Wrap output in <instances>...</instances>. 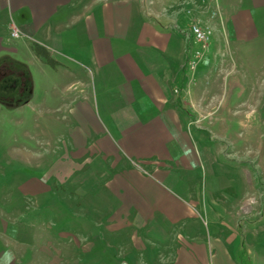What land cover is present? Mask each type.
<instances>
[{"label":"crops","instance_id":"0c3cea01","mask_svg":"<svg viewBox=\"0 0 264 264\" xmlns=\"http://www.w3.org/2000/svg\"><path fill=\"white\" fill-rule=\"evenodd\" d=\"M229 1H224L230 5L228 8L221 1L219 6L239 33L227 44L234 51V68L227 65L232 55L222 49L226 43L215 37L197 69L199 78L206 72V82L190 83L180 93L179 83L186 81L183 69L188 39L174 23L177 13L173 19L165 13L149 20L147 8L138 0H0V104H8L4 95L12 93L19 96L13 106L21 107L30 102L27 94L31 93L32 99L34 93L44 90L48 94L62 92L67 108L78 109L85 126L107 127L112 139L121 142V149L127 153L117 152L112 166L121 175L108 183V189L116 193L110 236L117 240L113 238L111 243L115 251L111 264L125 259L117 256L115 248L120 244V222L129 218L134 223L142 221V225L130 230L126 237L132 244L127 264H140L136 258L140 251L148 258L146 264H238L230 249L232 239L238 236L229 233L226 239L217 227L225 218L230 223L238 221L241 213L232 199L217 191H204L202 178H208L207 172H215V160L223 156V151L201 145L204 139L200 127L223 126L226 135L232 125H247L245 117L232 118L231 112L247 104L248 95L257 92L258 84L253 78L264 70V39L259 41V54L253 43L258 38L255 27L264 24V0ZM213 26L216 36L218 29ZM14 29L19 31L18 37L12 36ZM34 43L45 47L56 65L38 54ZM87 47L91 49V64L83 70L80 67ZM66 51L79 55L78 59L74 56L80 65L75 72ZM88 67L102 93H107L99 108L100 117L88 101L92 100L87 90ZM215 67L218 70L212 72ZM233 72L239 73V81H230ZM212 73L219 78L217 82ZM45 79L47 87H41ZM77 81L82 96L73 97ZM188 94L191 97L187 106ZM232 95L238 96L234 99ZM75 97L77 103L73 106ZM237 98L239 102L234 101ZM216 99L227 110L224 116L200 119L191 110L196 105L197 110L218 109ZM89 140H93L92 136ZM104 154L106 159L109 154ZM225 187L229 190L228 185ZM244 208L249 211L247 201ZM203 221L214 228L208 235ZM164 248L170 255L167 262L162 258ZM100 261L103 259L96 264Z\"/></svg>","mask_w":264,"mask_h":264},{"label":"rangeland","instance_id":"374dc122","mask_svg":"<svg viewBox=\"0 0 264 264\" xmlns=\"http://www.w3.org/2000/svg\"><path fill=\"white\" fill-rule=\"evenodd\" d=\"M220 1L221 5L230 6L227 5L229 0H138L147 8L149 20L155 15L157 18L165 16V13H168L169 19H173L176 16L174 13L178 14L177 22L173 19L174 23L188 39L183 69L186 81L179 83L180 93L190 83L200 81L202 85L201 81L206 82V72L199 78L197 69L215 37L226 45L238 37L239 33L226 18L228 14L222 12ZM212 22L218 29L216 36ZM195 23L212 29L213 34L206 48L194 40L191 27ZM254 30L258 36L257 42H253L254 48L259 54L261 47L258 44L264 39V24ZM226 45L222 49L232 55L227 65L233 69L234 51L232 45ZM198 49H201L203 56L199 66L192 71L189 59ZM262 49L264 56V45ZM75 53L65 52L71 60L62 55L68 62L71 61L73 72L80 67L79 61L74 58L76 56L78 59L79 55ZM85 54L83 67H80L83 70L84 66L91 64L90 47H87ZM217 70L215 67L212 72ZM86 71L90 79L87 90L92 96V100L88 101L100 117L102 113L99 108L107 93H102L89 67ZM213 74L211 77L217 82L219 78ZM259 74L262 75L253 78V82L258 84L257 92L248 95L247 104L238 105L231 112L232 118L245 117L247 125H232L226 135H223V126L200 127L204 139L201 145L218 147L223 151V156L215 160V172H207L208 178H202L204 191L207 194L217 191L232 199L233 205L237 204L241 213L238 221L230 223L225 218L217 227V232L226 239L229 233L238 236L229 244L232 258L238 264H264V70ZM74 79L75 76H72ZM229 79L231 82L239 81V73L233 72ZM11 80L15 78L8 79ZM78 83L73 87V97L76 94L82 96ZM40 86L47 87V79ZM64 96L62 92L48 94L44 90L34 93L31 99L30 93L26 95L30 102L17 107L13 105L18 103L16 100L19 96L12 93L4 95L8 104H0V264H96L98 259H103L100 264L113 262L112 253L115 254V251L111 250V243L114 237L110 235L114 227L111 222L112 199L116 193L108 189V183L119 179L117 177L121 174H117L112 164L117 152L124 155L126 151L121 149V142L119 144L112 139L107 127L85 126L80 121L83 115L78 109L69 110ZM219 96L224 98L225 95H216ZM232 96L235 99L238 95ZM187 97L185 105L188 106L191 95ZM218 99V109L197 110L196 105L191 110L200 119L220 114L224 116L227 110L220 107ZM75 100L76 97L72 100L73 106H76ZM234 101L239 102V99ZM100 136H103L102 140ZM97 137L98 140L94 141ZM104 153L109 154L106 159L103 158ZM133 160L141 164V161ZM208 184L216 189L213 190ZM246 201L249 211L244 208ZM132 221L129 218L120 222L122 226L117 229L121 238L115 249L121 260L129 256L127 252L132 244L126 237L130 230H138L142 225V221ZM203 227L207 235L210 229H214L212 223L204 221ZM169 256L168 249L164 248L163 262L169 261ZM136 258L140 264H146L148 260L142 251ZM125 259L120 264H127L128 259Z\"/></svg>","mask_w":264,"mask_h":264},{"label":"built area","instance_id":"2783aa9c","mask_svg":"<svg viewBox=\"0 0 264 264\" xmlns=\"http://www.w3.org/2000/svg\"><path fill=\"white\" fill-rule=\"evenodd\" d=\"M191 33L194 37V40L202 45L203 48H206V45L208 44L213 32L212 29L210 28H205L197 23H195L191 27ZM12 36L18 37L19 36V31L14 29L12 31ZM203 56V53L201 49H198L194 52V55L190 57L189 59V68L192 71H195L201 58Z\"/></svg>","mask_w":264,"mask_h":264},{"label":"trees","instance_id":"16d2710c","mask_svg":"<svg viewBox=\"0 0 264 264\" xmlns=\"http://www.w3.org/2000/svg\"><path fill=\"white\" fill-rule=\"evenodd\" d=\"M34 49L38 54H41L43 57H45L49 63H51L52 65H56V60L52 58L49 51L45 47L41 46L38 43H34Z\"/></svg>","mask_w":264,"mask_h":264}]
</instances>
